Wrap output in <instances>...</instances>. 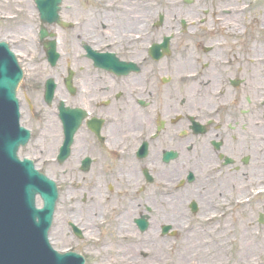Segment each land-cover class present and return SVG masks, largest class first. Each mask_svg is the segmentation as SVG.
<instances>
[{"label":"flooded vegetation","instance_id":"af4514ba","mask_svg":"<svg viewBox=\"0 0 264 264\" xmlns=\"http://www.w3.org/2000/svg\"><path fill=\"white\" fill-rule=\"evenodd\" d=\"M135 1L90 0V67H50L42 51L41 68L24 69V154L76 175L56 180L60 197L65 188L71 202L75 188H90L105 234L141 235L145 220L148 231L178 236L232 202L264 161V53L255 57L221 23H127L122 9ZM67 24L49 28L57 43L74 28ZM165 37L168 50L158 48ZM49 79L58 85L51 105ZM64 108L80 111L68 127ZM78 124L63 162L66 134Z\"/></svg>","mask_w":264,"mask_h":264},{"label":"rangeland","instance_id":"374dc122","mask_svg":"<svg viewBox=\"0 0 264 264\" xmlns=\"http://www.w3.org/2000/svg\"><path fill=\"white\" fill-rule=\"evenodd\" d=\"M144 1L155 10L147 17L152 23L157 22L160 15H163L164 23H181L183 20L186 23H201L203 20L206 23H222L224 35L245 36L255 57L264 53V0H191L194 1L192 5H186L184 0ZM138 3L136 0L131 5ZM131 5L124 8L131 9ZM124 8L122 11L125 12ZM61 16L64 21L77 25L60 34V66L90 67V62L86 65L82 62L80 49L84 42L90 44V0H64ZM35 23H40V19L33 0H0V40L11 45L24 67H32L29 71L41 68L36 61L42 50ZM22 87L19 97L24 99L26 91ZM38 125L36 121L35 127ZM37 166L54 181L65 179L77 182L76 175L69 170L60 172L46 164ZM254 175L251 187L238 191V194L233 193V201H228L227 205L220 202L226 208L221 211L220 205L219 211L210 216L216 215L213 219L207 217L191 221L190 230L176 239L162 237L156 229L137 238L127 233L128 229L122 233L105 234L104 226H98L100 219L91 212L90 188H75L71 202L67 198L69 193L64 195L63 188L50 231L52 246L60 251L72 249L82 254L86 257V264H238L240 260L249 264H264V161L254 167ZM248 199H251L250 202ZM94 204L97 206L96 201ZM231 208L235 210L231 212ZM71 222L85 229L83 239L72 235ZM224 224H229L227 235L223 233ZM94 227H99L100 231ZM158 242L163 245L164 251H156ZM244 242L250 245L246 247V252L242 251Z\"/></svg>","mask_w":264,"mask_h":264},{"label":"water","instance_id":"95a60500","mask_svg":"<svg viewBox=\"0 0 264 264\" xmlns=\"http://www.w3.org/2000/svg\"><path fill=\"white\" fill-rule=\"evenodd\" d=\"M61 1L40 2L43 23H60L58 11ZM0 47L4 48L7 58L16 67V60L7 46L0 44ZM52 56L56 60L55 51ZM1 60L0 127L3 121L4 124L11 122V117L14 116L15 129L19 116L16 99L19 78L16 77L12 82L8 81L4 70L7 61L3 58ZM20 131L22 132V129ZM27 139L26 137L15 142L7 140L4 145L0 143V150L18 162L15 152L19 145H25ZM25 162L29 163L27 160ZM0 173H2L0 174V264H85L83 257L75 253L60 254L53 250L49 243L48 232L53 222L57 200L55 183L39 175L32 165L27 166L24 172H16L18 177H13L11 181L4 171L0 170ZM37 194L44 201L42 210H37L35 207Z\"/></svg>","mask_w":264,"mask_h":264},{"label":"bare ground","instance_id":"6f19581e","mask_svg":"<svg viewBox=\"0 0 264 264\" xmlns=\"http://www.w3.org/2000/svg\"><path fill=\"white\" fill-rule=\"evenodd\" d=\"M147 4H149V3H147L146 1L143 0L141 2V5L139 7H135V8H132V9H126L125 10V15H124V21L127 22V23H147V20H148L147 17H149V15L151 13L153 15L154 14V11H155V10H153L152 7H149ZM150 5H152V4H150ZM157 12L158 11H156V13ZM254 178H255V175L253 173V175H251L250 177H248V179L240 181L238 183V186H237V191L244 190L245 188L251 187L252 184H253L252 181H253ZM228 227H229V224L228 225L227 224H224L223 225L222 228H223L224 235H227L228 234V231H227L228 230ZM247 246L250 247V245H246L245 242L242 243V247H243L242 251L246 252L247 251L246 250L247 249L246 248ZM155 249H156V251H159V250L164 251L165 250V248L163 247V245L161 243H159V242L157 243ZM254 258L255 257H252V259H254ZM240 261L241 262H238V264H249V263H244V261H242V260H240ZM179 264H182V263L179 262Z\"/></svg>","mask_w":264,"mask_h":264}]
</instances>
